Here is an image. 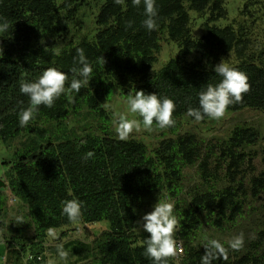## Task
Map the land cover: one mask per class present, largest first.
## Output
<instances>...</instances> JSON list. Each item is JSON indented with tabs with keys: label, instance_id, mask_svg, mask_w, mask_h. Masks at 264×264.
Segmentation results:
<instances>
[{
	"label": "trees",
	"instance_id": "1",
	"mask_svg": "<svg viewBox=\"0 0 264 264\" xmlns=\"http://www.w3.org/2000/svg\"><path fill=\"white\" fill-rule=\"evenodd\" d=\"M85 1L0 0V140L16 142L22 132L41 139L22 136L25 141L20 142L13 159L0 172L11 193L28 208L34 230L30 251L44 252L49 229L72 224L62 213V202L77 199L83 205L79 222L109 223L96 239L91 256L80 264H154L144 254L150 234L136 232L138 219L143 208L173 199V214L178 222L174 239L182 238L185 248L179 264H201L205 248L199 240L204 244L218 240L214 232L233 227L245 207L250 206L248 198H257L264 192V172L252 176L248 185L239 174L260 131L253 124L236 123L227 136L207 141L202 134L179 131L181 119L195 121L187 110L199 108V93L208 84L215 86L221 81L214 66L230 52L235 61L225 63L244 72L251 87L243 101L230 105L227 111L254 109L264 113V51L256 57L249 30L242 24L209 25V21L226 15L224 0H156L157 28L152 31L142 25L143 3L136 7L131 0H122L121 4L105 0L96 17L94 40H71L61 46L68 36L69 21ZM188 10L209 12L203 35L192 36ZM246 12L247 4L240 13ZM129 20L133 25L126 30ZM5 23L8 27L3 30ZM163 31L177 42L178 52L152 73ZM59 38H63L61 44ZM78 48L84 50L93 78L77 93L68 89L74 78H80L72 72L74 66L79 67L74 65ZM49 67L67 74L66 92L53 107L39 106L35 119L21 127L18 113L30 101L20 92V85L37 81ZM116 87L125 99L143 90L174 101L175 125L161 129L153 122L159 134L156 145L146 146L132 138L122 141L113 130L100 135L88 132L66 141L48 137L47 121H74L68 115L70 110L83 104L106 116L100 105L109 100ZM207 118L201 123L214 126L210 123L214 119ZM205 120L208 122L204 124ZM88 151L94 156L84 159ZM193 165H197L204 181L200 185L205 189L196 192L186 204L179 197L183 168ZM219 170L225 172L221 177L217 175ZM5 203L0 189V215ZM1 223L0 219L4 238L10 236L13 240L8 251L17 261L27 246L26 242L16 241L25 238L23 227L11 221L3 229ZM204 226L212 231L205 233ZM218 241L228 248V243ZM173 260L168 258L167 264H175ZM213 264H264V230L256 234L244 252L228 248L227 261L220 259Z\"/></svg>",
	"mask_w": 264,
	"mask_h": 264
},
{
	"label": "rangeland",
	"instance_id": "2",
	"mask_svg": "<svg viewBox=\"0 0 264 264\" xmlns=\"http://www.w3.org/2000/svg\"><path fill=\"white\" fill-rule=\"evenodd\" d=\"M105 0H86L76 11L74 18L69 21L67 26V38L65 42L61 44L63 38H59V44L64 45L68 44L69 41L73 40L74 42L86 39L93 41L96 31V17L100 11L101 5ZM247 4L249 12H246L244 15H241V11L244 6ZM224 7L226 10V16L221 17L212 23L216 26L224 27L228 24H242L247 30H249L248 36L250 38V46L254 51L256 57L260 56L259 53L264 51V0H224ZM189 19L191 33L194 37H199L205 33L204 23L207 21L209 14H200L195 10H189ZM234 26V24H233ZM58 49V48H56ZM178 52V46L175 41H172L168 38L166 32L164 36L160 39V50L156 55V60L153 63L151 72L153 73L159 69L168 59L175 57ZM225 63L233 64L235 61V56L232 52L228 53L226 57L220 59ZM219 62V63H220ZM226 63V64H227ZM119 88H113L111 95L106 104L109 106L105 110V114H99L91 111L85 104L76 110H70L69 114L74 118L73 120L61 122L57 121H47L48 137H51L54 141H63L67 139H75L80 136H83L84 133L92 132L95 135H100L103 131L113 130L115 134L117 121L120 114H124L130 120H137L141 123V128L139 131L134 130L128 139H135L143 142L146 146L156 145L155 142H158V132L155 127L152 126L151 130H145L141 122V117L138 113H132L130 111L129 105L127 103L128 99H125L119 95ZM71 119V118H70ZM210 119V118H209ZM207 118V120H209ZM239 119L237 122L236 120ZM183 125L180 127L181 132L186 130L193 131L191 133L202 134V136H207V141H215L227 136L229 128H232L236 123H246L253 124L259 131L260 137L258 141L251 146V152L247 153L246 158L242 162L240 177L246 185L249 184V180L254 175H259L264 172V113L254 109H245L240 112H231L226 111V114L218 122L210 120V123L214 126H205L201 122L192 121L190 119H181ZM208 121L204 122L207 123ZM234 123V124H233ZM19 135H22L29 139L37 138L27 132H22ZM19 136L13 141L0 140V172L4 170L7 166V162L13 159L15 152L17 151L20 142H24L25 138ZM118 136V135H117ZM39 141L41 139L37 138ZM32 143V142H31ZM33 145V144H31ZM150 146V147H151ZM249 149H245V152H248ZM6 162V163H4ZM225 172L219 170L217 175L218 177L223 176ZM5 184L3 187V193L5 195V209L1 214V225L3 229H6L5 226L11 223V221H16L22 227V231L25 234V242H30V236L32 234V226L29 216L27 214L26 206L21 202V200L16 199L11 201L13 195L7 188V180L4 178V174L0 176ZM200 184H204V181L200 178V173L198 172L197 165L186 166L183 168V177L181 182V192L179 194L180 199L183 203H189L196 192L204 190L205 187ZM220 184L217 183L216 187ZM250 197V196H249ZM250 206L245 207L242 216L234 223L233 227L225 229L223 232H214L218 240L228 243L234 237L243 233L244 244L240 249L241 252H244L247 249L250 241L255 238L256 234L260 230H264V192L261 193L257 198L250 197ZM172 202L173 199H164L162 202ZM152 207L143 208L138 219V227L136 232H144L143 230V221L141 218L147 212L153 210ZM23 221V222H21ZM21 222V223H20ZM72 226H61L59 228L53 229L58 233V239H53L49 236L46 244V255L48 264H80L85 262L88 257L91 256L93 252V247L96 239H98L103 230L109 228V223L107 220H102L93 223H78L73 224ZM68 229V230H66ZM65 230V231H64ZM205 233H210L211 228L204 226ZM64 233H63V232ZM68 231V232H67ZM66 232V233H65ZM61 233V234H60ZM68 233V234H67ZM66 235V236H64ZM3 234L0 230V264H11L6 260V253L8 246L12 247L13 240L8 236L6 242L2 240ZM61 238V239H60ZM198 238V237H197ZM6 239V238H3ZM60 239V240H59ZM15 241V240H14ZM18 241V239H16ZM21 241V240H20ZM181 243H180V242ZM200 244L204 241L199 240ZM177 244V253L182 254L183 240H176ZM181 245V250L180 246ZM62 245L64 251L68 253L66 260H62L58 254V246ZM27 247V246H26ZM180 250V251H179ZM26 253L22 255V258L17 260V264H26L24 259Z\"/></svg>",
	"mask_w": 264,
	"mask_h": 264
},
{
	"label": "clouds",
	"instance_id": "3",
	"mask_svg": "<svg viewBox=\"0 0 264 264\" xmlns=\"http://www.w3.org/2000/svg\"><path fill=\"white\" fill-rule=\"evenodd\" d=\"M113 2L115 4H121L122 0H113ZM131 3L133 6L136 7H139L143 3L145 19L142 21V25L148 31L155 30L157 28L156 18L158 16L156 0H131ZM223 5H224V1H223ZM205 13L209 14L208 11L201 12L200 14H205ZM208 19L206 22H208ZM213 21L215 20L209 21V25L214 24L212 23ZM232 23L235 24L234 22ZM132 25H133L132 21L130 20L127 21L125 25L126 30L128 28H131ZM2 27L3 30H6L8 27L7 23H5ZM167 35L168 38L170 39L168 33ZM161 37L162 35L160 36V39ZM159 50H160V40H159ZM76 52L77 54L74 57V65H79V67L74 66L72 68V72L80 78L79 79L74 78L71 81L70 89L68 90L75 91L78 93L80 92L81 88L88 85L89 81L93 78L92 76L93 68L90 65V62L87 59L85 52L82 48H78ZM101 62L103 63L105 62L104 58H102ZM214 71L217 75L222 77L221 81L215 86H213L212 84H208L206 89L199 93V108L190 107L187 110L188 116L193 117L196 122L203 121L205 117L214 120H219L223 118L226 114L228 107L233 104L241 103L243 101L244 94L250 91L251 86L248 82V77L244 72L240 71L239 69L235 67H231L221 60L220 63L214 66ZM67 80L68 77L66 73L56 68L49 67L42 73V75L39 77L37 81L22 83L20 85V92L29 97L30 103L27 108L21 109L20 112L18 113V117H19L18 122L20 126L21 127L28 126L35 119L39 111V106L44 105L49 108L53 107L54 102L62 94H65ZM127 103L132 113H138L139 116L142 117V124L145 130H151L154 121L161 129L174 126L176 123L175 120L173 119V112L175 110L176 105L174 101L168 97H163L161 99L157 96L156 93L145 94L143 90H139L136 91L134 95L128 97ZM100 106L103 107L105 110L109 108V106L106 103H103ZM206 121L207 120H205V122ZM140 128H141V123L138 122L137 120L134 119L130 120L124 114L119 115L116 132L120 140L126 141L134 130L139 131ZM93 156H94V152L88 151L85 154L84 159H89L92 158ZM4 186H5L4 182L0 180V189H2V193L4 190L3 188ZM7 188H8V184H7ZM3 196L5 202L4 193ZM16 199L18 198H16L13 195L11 201L13 202ZM62 204H63L62 213L65 216H67L70 222H72V224H69L68 226H72L73 229H75L73 224L83 223V222H79L82 217V208H83L82 202H80L77 199H70L62 202ZM4 209H5V205H4ZM173 213H174V204L172 202L165 201V202L156 203L154 205L153 210L145 213L141 218V221H143V225H142L143 230H145L150 234V236L145 240L146 248L144 254L146 257L151 259L154 262V264H167L168 258L170 257H174L173 260L174 263L179 264L180 263L179 261L182 259L183 255H185V251H184L185 248H182V254L177 253L176 240L180 238L174 239V234L176 232L178 222ZM27 214H28V208H27ZM32 230H33V226H32ZM48 233L49 236L52 237L53 239H58V233L53 231V229H49ZM3 238L2 240L6 242L7 239H3ZM20 240L18 239L20 243L25 242L24 238ZM47 241L48 238H46V240L43 243L45 249L44 252H41L40 254H33L29 248L30 246L29 244L31 242V238H30V242L29 243L26 242L27 247L25 246L26 249L24 252L21 253V256L19 258H22V255L26 253L24 257L26 264H48L47 255H46ZM203 244L204 242L200 245L202 247L204 246L205 248V253L203 256H201V264H213V261L220 259L227 261L228 248H230L233 251L240 250L244 244V237H243V233L234 237L232 240L228 242V248H226L223 244H221L218 240L215 239L207 240L205 244L204 245ZM179 246L181 250V245L179 244ZM183 247H184V243H183ZM58 254L62 260H66L68 257V253L64 251L62 245L58 246ZM5 257L7 259L6 260L7 262L11 264H17L14 253L9 252L8 249Z\"/></svg>",
	"mask_w": 264,
	"mask_h": 264
}]
</instances>
